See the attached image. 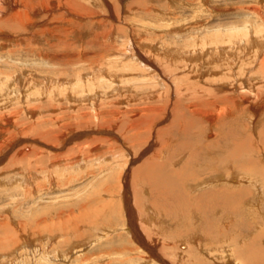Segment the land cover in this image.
<instances>
[{
  "label": "rangeland",
  "instance_id": "374dc122",
  "mask_svg": "<svg viewBox=\"0 0 264 264\" xmlns=\"http://www.w3.org/2000/svg\"><path fill=\"white\" fill-rule=\"evenodd\" d=\"M263 47L264 0H0V264H196L263 238Z\"/></svg>",
  "mask_w": 264,
  "mask_h": 264
},
{
  "label": "bare ground",
  "instance_id": "6f19581e",
  "mask_svg": "<svg viewBox=\"0 0 264 264\" xmlns=\"http://www.w3.org/2000/svg\"><path fill=\"white\" fill-rule=\"evenodd\" d=\"M254 36V35H253ZM248 37H250V36H247L246 38H248ZM255 38V37H254ZM242 39V38H241ZM244 39V38H243ZM248 40V39H247ZM251 41V40H250ZM257 41V40H256ZM259 41V40H258ZM247 42H249V41H247ZM223 43V42H222ZM254 43V42H253ZM252 43V44H253ZM213 45H215V48H220L221 50H222V52L223 51H225V52H227V53H229L228 51H229V46H228V48H225V47H222V46H220L219 45V42L217 41V43H213ZM216 45H218V46H216ZM235 45V44H234ZM231 47H232V45H230ZM253 46H255V45H253ZM205 47V46H204ZM203 47V48H204ZM235 47V46H234ZM160 48V47H159ZM202 48V49H203ZM264 48V47H263ZM213 50H214V48H212ZM158 50H160V49H158ZM163 50H164V47H163ZM162 50V51H163ZM165 50H166V52H165V55H164V57H169L170 56V51H171V49L170 48H168V49H166L165 48ZM174 50V49H173ZM180 50V49H179ZM220 50V51H221ZM259 50V49H258ZM255 51V50H254ZM179 52V51H178ZM259 52V51H258ZM155 53V52H154ZM190 53H191V51H190ZM199 53V52H198ZM203 53L204 54H211V52L210 51H203ZM253 53V52H252ZM264 53V52H263ZM162 54H164V53H162ZM175 54V53H174ZM177 55V54H176ZM220 55V54H219ZM190 56V55H189ZM206 56H208V55H206ZM221 56H222V54H221ZM183 57H184V59H187L186 60V62H188V63H190V64H193V63H195V60H196V62H199L200 60H198V59H195V58H192L193 56H191V57H189V58H185L186 56L185 55H183ZM208 57H210V56H208ZM262 57V56H261ZM210 58H212V57H210ZM264 58V57H263ZM177 59V58H176ZM264 62V60L262 61V63ZM158 64V63H157ZM263 65H264V63H263ZM144 66V65H143ZM157 68V67H156ZM100 70V69H99ZM149 70V69H148ZM105 72V71H104ZM102 74V73H101ZM109 74V73H108ZM144 74V73H143ZM149 75V74H148ZM94 76V75H93ZM144 77H145V74L143 75ZM90 76H88V77H85L87 80L88 79H90L89 78ZM113 77H115V76H113ZM120 77V76H119ZM137 77V76H136ZM147 77V76H146ZM254 77V76H253ZM171 78V77H170ZM135 79V78H134ZM172 79V78H171ZM160 80V79H159ZM164 81V80H163ZM184 82V81H183ZM253 84H254V82H253ZM182 87V86H181ZM151 95V94H150ZM70 98V97H69ZM97 99V98H96ZM243 146V145H242ZM229 153V152H228ZM231 157V156H230ZM264 178V177H263ZM217 180V179H216ZM250 181H251V186L252 187H254L253 185H255V184H253L252 183V180L251 179H249ZM261 180V179H260ZM211 181H214V180H211ZM255 181V180H254ZM264 181V180H263ZM178 182V181H177ZM241 182V181H240ZM214 183V182H213ZM215 183H216V181H215ZM202 186V185H201ZM255 188H257L256 186H255ZM175 191V190H174ZM247 190H239V192H237L236 194L233 192V193H230V194H226V195H218V198L219 199H221V202H217V204H215L214 206L216 207V209H218L220 206H222V208H221V211L223 210L224 211V209L225 210H227L225 207H227V201H226V199L225 198H228V199H231V200H236L235 201V203H234V205L232 206V207H228V209L230 208L231 209V211H233V212H237L238 211V209H237V205L239 204V201H240V199L241 198H243L245 195H247L246 192ZM178 193H180V191L178 192ZM257 193L259 194V195H261L263 192H261V190H260V188L259 189H257ZM235 194V195H234ZM263 195V194H262ZM181 196V195H180ZM175 197V196H174ZM180 198V197H179ZM183 198V197H182ZM245 198V197H244ZM252 198V197H251ZM258 199V197H257V195H256V198H254L253 199V202H251V203H254V202H256V200ZM260 199V198H259ZM218 200V199H217ZM244 200V199H243ZM264 199H262V201H263ZM261 202V201H260ZM244 203H245V201H244ZM246 204V203H245ZM260 204V203H259ZM258 204V205H259ZM251 205V204H250ZM242 206V205H241ZM254 207H252V210L253 209H256L255 208V204L253 205ZM263 206V205H262ZM250 208H251V206H249ZM257 207V206H256ZM242 208V207H241ZM186 209V208H185ZM215 209V210H216ZM245 209V208H244ZM257 209H258V207H257ZM188 210V209H187ZM212 210V209H211ZM259 210V209H258ZM213 211V210H212ZM222 211V212H223ZM244 211V210H243ZM245 211H247V210H245ZM257 211V210H256ZM255 211V212H256ZM194 213H196V214H198L199 216L200 215H202V213H200L199 214V212L197 211V209L195 210V211H193ZM210 212V211H209ZM264 212V211H263ZM244 213V212H243ZM246 214V213H245ZM257 214V213H256ZM261 214V213H260ZM206 215V214H205ZM248 215V214H247ZM250 215V214H249ZM258 215V214H257ZM262 215H264V214H262ZM199 216H197L198 218H199ZM196 217V218H197ZM205 218V217H204ZM207 219V218H206ZM208 219H209V217H208ZM211 220V219H210ZM263 220V219H262ZM220 221V220H219ZM222 223V222H221ZM231 224V223H230ZM201 225V224H200ZM210 225H211V223L209 224V227H210ZM214 227V226H213ZM249 227V226H248ZM257 227V226H256ZM240 228V227H239ZM253 228H255V226L253 227ZM260 228V227H259ZM211 229V228H210ZM249 229H251V227H249ZM201 234V233H200ZM260 234V233H259ZM259 234H255L256 236L254 237V238H250L249 239V241H248V243H247V239H246V237H243V241L241 242V243H239V244H236V245H238V247L239 248H237V247H235V245H230L229 243H228V245H222L221 244V246H220V244L217 246V247H214V246H212V247H209L208 249H207V251H204V252H202V253H204L203 255H201L200 253V255L199 254H197L196 255V258H195V261H196V264H205V263H203V262H205V259H210V260H213L214 261V263L216 264V263H219V264H221V259L223 260H225V257H226V259H229V257H231V258H234L235 257V261L236 262H234V264H264V243H263V239H264V236H263V238H262V236L260 237V236H258ZM264 234V233H263ZM209 235V234H208ZM261 235V234H260ZM215 236V235H214ZM241 236H243V235H241ZM207 237L205 236V235H202L201 236V238H200V242L203 244V245H206L209 241L206 239ZM215 239V238H214ZM176 241V240H175ZM220 243V242H219ZM235 243V242H234ZM263 243V244H262ZM208 244H210V243H208ZM215 244H218V243H215ZM223 244H225V243H223ZM185 245V244H184ZM196 245H197V243H196ZM212 245V244H211ZM210 245V246H211ZM220 247H224V248H220ZM225 247H227L226 249H225ZM15 248V247H14ZM14 248H13V250H11V251H8L7 253H4V254H2L3 255V257H4V259H5V261H7V262H9L10 264H17V261L16 260H13V258H15V256H13L14 254ZM190 248V247H189ZM201 249V248H200ZM23 249H19L16 253L18 254V256H20V257H23V252L21 253L20 251H22ZM239 250H241V251H239ZM245 250V251H244ZM24 251V250H23ZM198 251V250H197ZM237 251L239 252V253H237ZM244 251V252H243ZM18 252H20V253H18ZM13 254V255H12ZM222 254H224V256L222 255ZM200 256H202V257H200ZM220 256V257H219ZM193 257H194V255H193ZM42 258H44V257H42ZM39 259H41V257L39 258ZM39 259L37 260L38 262L36 263V264H39ZM185 259V258H184ZM199 259L201 260V261H203V262H200L199 261ZM2 260V259H1ZM22 260V259H21ZM146 261H148V260H145V262ZM213 261H211V263H209V264H213L212 262ZM1 262V261H0ZM143 262V261H142ZM227 262V261H226ZM225 262V263H226ZM230 262V261H229ZM143 264V263H142ZM145 264V263H144ZM146 264H148L147 262H146ZM229 264V263H228Z\"/></svg>",
  "mask_w": 264,
  "mask_h": 264
}]
</instances>
